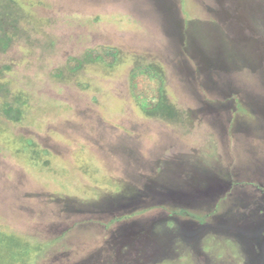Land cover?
<instances>
[{
  "label": "rangeland",
  "instance_id": "obj_1",
  "mask_svg": "<svg viewBox=\"0 0 264 264\" xmlns=\"http://www.w3.org/2000/svg\"><path fill=\"white\" fill-rule=\"evenodd\" d=\"M5 33L0 264H264V0H0Z\"/></svg>",
  "mask_w": 264,
  "mask_h": 264
},
{
  "label": "trees",
  "instance_id": "obj_2",
  "mask_svg": "<svg viewBox=\"0 0 264 264\" xmlns=\"http://www.w3.org/2000/svg\"><path fill=\"white\" fill-rule=\"evenodd\" d=\"M14 2V0H9ZM15 35V34H14ZM14 35L5 33L0 36V50L5 51L11 44ZM119 51L116 48L99 46L86 50L82 59L69 58L67 69L75 72L84 64L103 63L114 66L118 60ZM5 69H9L6 67ZM55 75H61L60 71H54ZM130 91L142 112L150 118L163 120L175 119L177 111L168 103L165 93V79L162 69L157 65H140L132 69L130 73ZM18 102V101H17ZM4 114L11 120L20 122L22 110L19 106L6 104Z\"/></svg>",
  "mask_w": 264,
  "mask_h": 264
}]
</instances>
